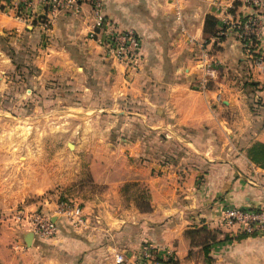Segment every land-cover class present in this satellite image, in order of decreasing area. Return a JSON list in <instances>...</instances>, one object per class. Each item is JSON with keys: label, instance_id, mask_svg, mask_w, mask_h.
Listing matches in <instances>:
<instances>
[{"label": "crops", "instance_id": "crops-1", "mask_svg": "<svg viewBox=\"0 0 264 264\" xmlns=\"http://www.w3.org/2000/svg\"><path fill=\"white\" fill-rule=\"evenodd\" d=\"M104 8L138 33L136 68L105 57L91 34L90 3L44 28L42 7L23 21L0 0V35L21 64L0 49V88L8 86L1 73L23 68L24 98L49 95L52 104L79 110L74 149H57L68 166L50 176L64 186L57 194L83 212L81 226L55 217L59 234L29 246L30 231L15 217L32 209H15L0 195V264H116L117 253L138 264L146 247L171 252L169 264H264V233H243L223 217L227 207L264 206V155H250L264 145V76L234 33L214 39L228 19L257 14L264 52V11L240 0H108ZM208 16L215 27H207ZM202 43L216 67L206 91L197 88ZM56 205L36 209L54 213Z\"/></svg>", "mask_w": 264, "mask_h": 264}, {"label": "built area", "instance_id": "built-area-1", "mask_svg": "<svg viewBox=\"0 0 264 264\" xmlns=\"http://www.w3.org/2000/svg\"><path fill=\"white\" fill-rule=\"evenodd\" d=\"M108 0H8V6L14 10L16 17L26 21L32 20L34 10L38 6L42 7L46 13L45 20L40 21L44 28L60 13L80 14L81 6L90 3L95 17L92 35L95 41L102 46L104 54L136 68L141 58V39L133 29H122L115 22L110 20L104 7ZM178 2V0H171ZM251 6L254 10L264 11V0H240ZM234 8V6H233ZM230 16V15H229ZM33 21V20H32ZM36 21V20H35ZM234 33L240 41L250 65L264 76V52L260 45V18L257 14L248 15L244 18L228 19L225 21L224 29L217 33L215 40H220L221 36ZM201 51V75L198 87L206 91L208 84L216 77L215 62L206 53L204 44H199ZM223 85H219L221 90ZM222 93L219 92L217 100L221 101ZM55 217L65 219L71 226L78 227L83 223V212L79 203L72 200H60L57 202L54 213L45 212L41 209L29 211L28 213H18L16 221L20 226H25L34 237L40 240H48L59 234L60 229ZM224 220L246 234L264 233V206L249 209L241 207H227L223 210ZM172 253L159 255L150 248L142 250L138 264H169ZM116 264H127L125 256L117 253Z\"/></svg>", "mask_w": 264, "mask_h": 264}, {"label": "rangeland", "instance_id": "rangeland-1", "mask_svg": "<svg viewBox=\"0 0 264 264\" xmlns=\"http://www.w3.org/2000/svg\"><path fill=\"white\" fill-rule=\"evenodd\" d=\"M11 48L17 55L15 48ZM13 69H16L15 66L1 73L5 76V83L1 85L7 83L8 86L5 90L0 88V167L6 174V180H3V185L0 184V195L12 201L15 209H45L53 202L70 200L63 194H59L60 197L57 194L62 185L53 184L50 169L68 164L63 155L57 154V149L77 141V137L72 135V128L81 124V119L77 117L79 110L60 103L52 104L49 95L24 98L21 85L25 83L23 78L27 72L23 68ZM92 123L90 120L88 124L92 126ZM24 164L26 167H23Z\"/></svg>", "mask_w": 264, "mask_h": 264}, {"label": "trees", "instance_id": "trees-1", "mask_svg": "<svg viewBox=\"0 0 264 264\" xmlns=\"http://www.w3.org/2000/svg\"><path fill=\"white\" fill-rule=\"evenodd\" d=\"M216 23H217V21L212 17V16H208L207 17V21H206V24H207V27L208 26H211V27H215V25H216ZM224 28H222L221 30H223ZM221 30H215L214 31V36H217V33L219 32V31H221ZM225 36H221L220 37V39H223ZM0 48L2 49V50H4V51H6L9 55H10V57L15 61L14 63L19 67V66H21V64L20 63H18L17 62V59H18V57H17V55H16V53H15V51H14V49H12L11 48V46L9 45V43H8V40L6 39V38H4V37H2L1 35H0ZM258 83H256V82H247L246 84H245V87H247V88H253V89H255V92H259L260 90H263V89H261V88H259V89H257L258 88ZM257 87V88H256ZM257 100V103L258 104H260V105H262V98H260V99H256ZM250 155L255 159V160H259V159H261V157H263L262 155H264V145H261V144H257L251 151H250ZM260 157V158H259ZM209 250H210V246H206L205 247V252H206V254L208 255V253H209Z\"/></svg>", "mask_w": 264, "mask_h": 264}, {"label": "water", "instance_id": "water-1", "mask_svg": "<svg viewBox=\"0 0 264 264\" xmlns=\"http://www.w3.org/2000/svg\"><path fill=\"white\" fill-rule=\"evenodd\" d=\"M68 145H69L70 148H72L73 143H69ZM54 220H55V219H54ZM34 238H35V237H34V234H33L32 232H29V233L26 235V237H25V241H26V243L30 246V245L32 244Z\"/></svg>", "mask_w": 264, "mask_h": 264}, {"label": "bare ground", "instance_id": "bare-ground-1", "mask_svg": "<svg viewBox=\"0 0 264 264\" xmlns=\"http://www.w3.org/2000/svg\"><path fill=\"white\" fill-rule=\"evenodd\" d=\"M72 147H73V145H72Z\"/></svg>", "mask_w": 264, "mask_h": 264}]
</instances>
